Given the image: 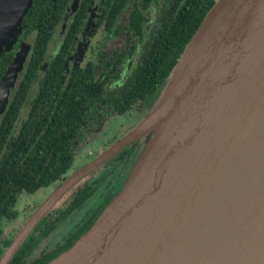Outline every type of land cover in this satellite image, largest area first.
<instances>
[{
	"label": "water",
	"instance_id": "obj_1",
	"mask_svg": "<svg viewBox=\"0 0 264 264\" xmlns=\"http://www.w3.org/2000/svg\"><path fill=\"white\" fill-rule=\"evenodd\" d=\"M29 1L13 17L8 5L1 10L0 48ZM18 56L0 75V113ZM163 87L146 115L37 204L0 264L74 183L148 134L107 205L43 264H264V0H215ZM165 99L164 111L148 121Z\"/></svg>",
	"mask_w": 264,
	"mask_h": 264
},
{
	"label": "trees",
	"instance_id": "obj_2",
	"mask_svg": "<svg viewBox=\"0 0 264 264\" xmlns=\"http://www.w3.org/2000/svg\"><path fill=\"white\" fill-rule=\"evenodd\" d=\"M127 1L103 0L94 27L102 23L107 32L117 34L115 21ZM154 1L157 7L149 26L135 5L129 11L123 29L137 35L144 29L146 36L127 66L126 59L133 54L135 44L126 54L100 53L95 60L64 71V57L87 16L91 0H79L65 22L56 52L44 65L47 42L68 0H30L15 31L7 36L6 45L0 48V75L14 56L18 38L28 37L30 45L22 71L0 113V254L14 235H3L2 221L16 216L17 194L35 192L65 177L75 158L80 125L92 126L99 119L123 114L130 108L148 110L215 0ZM136 143L134 140L122 146L63 193L35 223L7 264H43L69 246L120 188L123 167ZM75 210H79L78 216L61 238L27 259L37 241Z\"/></svg>",
	"mask_w": 264,
	"mask_h": 264
},
{
	"label": "rangeland",
	"instance_id": "obj_3",
	"mask_svg": "<svg viewBox=\"0 0 264 264\" xmlns=\"http://www.w3.org/2000/svg\"><path fill=\"white\" fill-rule=\"evenodd\" d=\"M21 2L22 0H0V12L5 6L8 5L7 8H10L9 13H13V17L15 11L17 10ZM125 13L126 11L119 18L121 23L124 21ZM58 39L59 36L55 33L52 36V39L50 40V43L48 45L46 56H49L52 51H54ZM104 44L110 47L115 46L126 49L128 41L125 39L124 34H122L121 36L108 38L105 35V31L101 27H99L92 35L88 36L85 39L83 44H81L82 48L80 52L79 63L83 64L87 60H93L96 57V53L99 48ZM27 51L28 45L24 43H21L18 49L15 50V54L18 53V59H20L16 62V64L12 68L13 70L11 74H8L7 77V79L10 78L11 81V85L8 86L7 99L9 97L10 91L12 90L16 82L19 73L22 70ZM171 78L172 77L168 78V84ZM165 89L166 87L162 88L159 93V96L164 93ZM157 100L155 101V103L157 102ZM149 109L136 110L135 108H130V110L126 111L122 115H112L106 120L103 126H98L95 131L82 128L77 138V147L75 150L74 161L72 162L71 167H69L64 173V175L67 176L71 171L83 165L95 155L99 154L108 144H110L117 137L125 133L144 115H146ZM148 136L149 134L141 136L139 137L140 139H137L138 141L136 147L123 167V169H125V173L123 174V178L120 181V186L126 179L127 175L131 171L137 159L139 158L140 153L144 149ZM58 182L59 180H56L51 184H48L47 186L40 187L38 190L32 193L20 191L17 194L14 202L16 216L13 219L2 221L3 235L10 237L12 233L14 234V230L18 228V226L24 221L30 211H32L34 206L38 203V201H41L58 184ZM78 213L79 210H75V212L72 213L71 216L67 217L64 221L58 223L56 227L51 230L46 236L40 238L34 245L32 250L29 252V254L26 256V258L30 259L32 257H35L41 250L49 248L54 242L59 240L62 234L66 231L67 227L73 221V218L78 216Z\"/></svg>",
	"mask_w": 264,
	"mask_h": 264
},
{
	"label": "flooded vegetation",
	"instance_id": "obj_4",
	"mask_svg": "<svg viewBox=\"0 0 264 264\" xmlns=\"http://www.w3.org/2000/svg\"><path fill=\"white\" fill-rule=\"evenodd\" d=\"M51 1H53V0H51ZM78 2H79V0H68L66 8H65V10L61 16V21L59 22V24L57 25V28L55 29L54 33L52 34V36H53L56 33L59 36L57 45H56L54 51H52V53L49 56H46L48 45L50 43V40L52 39V36H51L49 41L47 42L44 57L42 58V60H43L42 65H44L45 62L47 63L48 60L52 57V55L56 52V50L59 46V43L61 42L62 31H63L64 25H65V22L68 19V17H70L71 13L76 9ZM51 4L53 6V2H51ZM102 5H103V0H91V2L89 4V10H88L87 16H86L85 20L81 23L79 31L73 37V42L71 44V48L69 50V53H67L64 57V71L65 72H68L70 67L73 65L83 66L87 61L95 60L97 58V55L100 53L112 54L113 52L123 51L126 54L129 51L131 44H135V49H134L133 54L131 55L130 58L126 59V66L130 65V63L132 62L137 50L140 48L141 43L146 36V31L143 29L142 34L137 35V34H135V32H128L126 29H123V27L127 23V19L130 16L129 11L135 5L138 9H140L142 14L145 16V18L147 19V24L149 26L151 21H152L150 19H151L152 15H154L155 8L157 7L156 2L154 0H128L127 6L119 14V16L117 17V19L115 21V23L118 25L119 31L117 34L113 35L112 33L107 32L105 28H103L102 23H100L99 25L94 27L95 18L99 12V9L102 7ZM72 6H73V8L71 9ZM125 11H126V13L124 15V21L121 23L119 18ZM99 27H101L105 31V35L108 38L117 37V36H121L122 34H124L125 39L128 41L127 48L124 49V48H119V47H115V46L110 47V46L104 44L99 48V50L96 53V57L93 60H87L83 64H80L79 59H80V52H81V48H82L81 44H83L85 39L88 36L92 35L96 31V29ZM18 40H17L18 41L17 49L21 43H24V44L28 45V50H29L30 44L28 42V37H26V39H23V40L21 38H18ZM104 51H106V52H104ZM27 53H28V51H27ZM26 57H27V55H26ZM25 60H26V58H25ZM20 73H19V75H20ZM19 75H18V77H19ZM33 87H34V85H33ZM120 115H122V114H120ZM110 116H112V115H110ZM110 116L109 117L106 116V118H104L102 120L99 119L97 122H95L92 126H89V127H87V126L81 127V125H80L77 138H78L82 128H86L88 130L95 131L98 126H103L105 124L106 120L108 118H110ZM115 116H119V115H115ZM138 139H140V138H138ZM76 147H77V141H76V145H75V150H76ZM135 147H136V145H135ZM135 147H134V149H135Z\"/></svg>",
	"mask_w": 264,
	"mask_h": 264
},
{
	"label": "bare ground",
	"instance_id": "obj_5",
	"mask_svg": "<svg viewBox=\"0 0 264 264\" xmlns=\"http://www.w3.org/2000/svg\"><path fill=\"white\" fill-rule=\"evenodd\" d=\"M204 44V41L202 42V44H201V46ZM167 100L165 99L159 106H158V108H157V110L154 112V114L153 115H151V117H149L148 119V121H150V120H154L155 119V117H156V115H158L160 112H163L164 111V107H166L167 106ZM163 109V110H162ZM154 116V117H153ZM115 203H116V201L115 202H112L110 205H109V207H108V209H106V211L105 212H103L102 214H101V216H100V218L97 220V223H96V226L104 219V217L106 216V214L108 213V211L115 205ZM95 226V227H96Z\"/></svg>",
	"mask_w": 264,
	"mask_h": 264
}]
</instances>
